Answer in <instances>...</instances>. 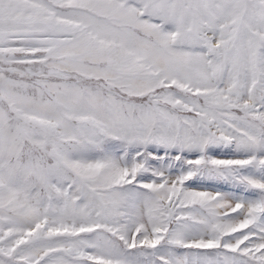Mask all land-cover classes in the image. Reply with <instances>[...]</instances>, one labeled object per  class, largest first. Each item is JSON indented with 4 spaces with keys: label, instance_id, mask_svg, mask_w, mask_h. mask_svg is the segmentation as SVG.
Wrapping results in <instances>:
<instances>
[{
    "label": "snow or ice",
    "instance_id": "1",
    "mask_svg": "<svg viewBox=\"0 0 264 264\" xmlns=\"http://www.w3.org/2000/svg\"><path fill=\"white\" fill-rule=\"evenodd\" d=\"M0 264H264V0H0Z\"/></svg>",
    "mask_w": 264,
    "mask_h": 264
}]
</instances>
